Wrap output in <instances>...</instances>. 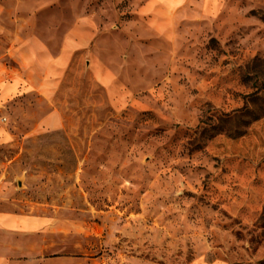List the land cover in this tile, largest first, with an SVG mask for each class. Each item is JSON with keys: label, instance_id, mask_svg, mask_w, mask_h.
<instances>
[{"label": "rangeland", "instance_id": "obj_1", "mask_svg": "<svg viewBox=\"0 0 264 264\" xmlns=\"http://www.w3.org/2000/svg\"><path fill=\"white\" fill-rule=\"evenodd\" d=\"M0 264H264V0H0Z\"/></svg>", "mask_w": 264, "mask_h": 264}, {"label": "crops", "instance_id": "obj_2", "mask_svg": "<svg viewBox=\"0 0 264 264\" xmlns=\"http://www.w3.org/2000/svg\"><path fill=\"white\" fill-rule=\"evenodd\" d=\"M12 56L25 74L27 83L39 94H43V112L40 116L53 119L52 108L43 92L45 79L49 75L52 60L47 57L39 43L33 40L15 47L12 50Z\"/></svg>", "mask_w": 264, "mask_h": 264}, {"label": "water", "instance_id": "obj_3", "mask_svg": "<svg viewBox=\"0 0 264 264\" xmlns=\"http://www.w3.org/2000/svg\"><path fill=\"white\" fill-rule=\"evenodd\" d=\"M18 186L20 187V183H18Z\"/></svg>", "mask_w": 264, "mask_h": 264}]
</instances>
